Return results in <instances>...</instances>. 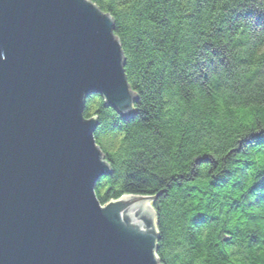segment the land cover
Segmentation results:
<instances>
[{"label": "trees", "instance_id": "16d2710c", "mask_svg": "<svg viewBox=\"0 0 264 264\" xmlns=\"http://www.w3.org/2000/svg\"><path fill=\"white\" fill-rule=\"evenodd\" d=\"M113 19L134 113L83 116L103 205L155 196L160 264H264V0H90Z\"/></svg>", "mask_w": 264, "mask_h": 264}, {"label": "water", "instance_id": "95a60500", "mask_svg": "<svg viewBox=\"0 0 264 264\" xmlns=\"http://www.w3.org/2000/svg\"><path fill=\"white\" fill-rule=\"evenodd\" d=\"M113 29L90 0H0V264H160L155 196L94 193L111 170L84 101L136 102Z\"/></svg>", "mask_w": 264, "mask_h": 264}, {"label": "bare ground", "instance_id": "6f19581e", "mask_svg": "<svg viewBox=\"0 0 264 264\" xmlns=\"http://www.w3.org/2000/svg\"><path fill=\"white\" fill-rule=\"evenodd\" d=\"M125 197H127V196H124L123 198H125Z\"/></svg>", "mask_w": 264, "mask_h": 264}]
</instances>
